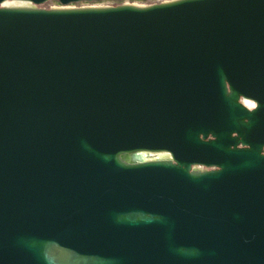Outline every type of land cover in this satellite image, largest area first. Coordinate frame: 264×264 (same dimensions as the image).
<instances>
[{
	"label": "water",
	"instance_id": "95a60500",
	"mask_svg": "<svg viewBox=\"0 0 264 264\" xmlns=\"http://www.w3.org/2000/svg\"><path fill=\"white\" fill-rule=\"evenodd\" d=\"M3 1L0 264H264V0Z\"/></svg>",
	"mask_w": 264,
	"mask_h": 264
},
{
	"label": "rangeland",
	"instance_id": "374dc122",
	"mask_svg": "<svg viewBox=\"0 0 264 264\" xmlns=\"http://www.w3.org/2000/svg\"><path fill=\"white\" fill-rule=\"evenodd\" d=\"M161 1V0H158ZM167 1V0H162ZM4 2V1H3ZM2 2V3H3ZM22 5H28L30 2L28 1H20ZM26 3V4H25ZM151 1L146 0H118V1H110V0H81L75 2H69L66 4H61L57 0H47L41 4L39 7L42 8H81V7H103V6H113L118 4H131L136 6H144L150 4ZM13 1L6 0L5 3L2 5H13ZM138 161H145V160H154V159H163L167 157V154H164V151H138Z\"/></svg>",
	"mask_w": 264,
	"mask_h": 264
},
{
	"label": "bare ground",
	"instance_id": "6f19581e",
	"mask_svg": "<svg viewBox=\"0 0 264 264\" xmlns=\"http://www.w3.org/2000/svg\"><path fill=\"white\" fill-rule=\"evenodd\" d=\"M19 2H20V0H13L14 4L11 5V6H29L30 5V4L28 5V3L27 4L25 3L26 5H22ZM3 3H5V1ZM138 153H139L138 151H131V152H128V153H124V154L121 155V158L126 163H136V162H138ZM166 159H170L168 154H167Z\"/></svg>",
	"mask_w": 264,
	"mask_h": 264
},
{
	"label": "flooded vegetation",
	"instance_id": "af4514ba",
	"mask_svg": "<svg viewBox=\"0 0 264 264\" xmlns=\"http://www.w3.org/2000/svg\"><path fill=\"white\" fill-rule=\"evenodd\" d=\"M6 1V0H5ZM13 1V0H10ZM238 101L244 105L247 109H252L255 106V103L253 100L245 97V96H239ZM261 151L264 153V145L261 148ZM164 154H167L166 152H163ZM166 158V157H165ZM197 168H203L202 166H195Z\"/></svg>",
	"mask_w": 264,
	"mask_h": 264
},
{
	"label": "built area",
	"instance_id": "2783aa9c",
	"mask_svg": "<svg viewBox=\"0 0 264 264\" xmlns=\"http://www.w3.org/2000/svg\"><path fill=\"white\" fill-rule=\"evenodd\" d=\"M110 1H118V0H110ZM143 1V0H142ZM146 1H148V0H146ZM149 1H151V3L150 4H152V3H157V2H161V1H158V0H149ZM29 2V1H28ZM30 5L31 6H39V4H33V3H31L30 2Z\"/></svg>",
	"mask_w": 264,
	"mask_h": 264
}]
</instances>
